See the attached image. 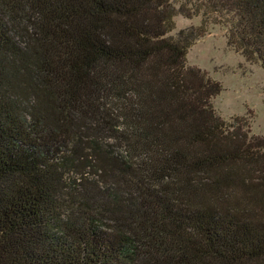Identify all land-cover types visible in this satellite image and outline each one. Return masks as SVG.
I'll return each mask as SVG.
<instances>
[{
    "label": "trees",
    "instance_id": "trees-1",
    "mask_svg": "<svg viewBox=\"0 0 264 264\" xmlns=\"http://www.w3.org/2000/svg\"><path fill=\"white\" fill-rule=\"evenodd\" d=\"M210 24L264 68V0H0V264H264V137L186 64Z\"/></svg>",
    "mask_w": 264,
    "mask_h": 264
},
{
    "label": "rangeland",
    "instance_id": "rangeland-1",
    "mask_svg": "<svg viewBox=\"0 0 264 264\" xmlns=\"http://www.w3.org/2000/svg\"><path fill=\"white\" fill-rule=\"evenodd\" d=\"M186 0H171L178 7ZM201 16L175 17L177 35L181 30L196 29ZM188 67L204 71L220 84L221 92L211 103L217 116L225 121L234 117L249 120L253 134L264 137V68L257 62L248 61L228 44V28L210 24L207 33L188 49Z\"/></svg>",
    "mask_w": 264,
    "mask_h": 264
}]
</instances>
